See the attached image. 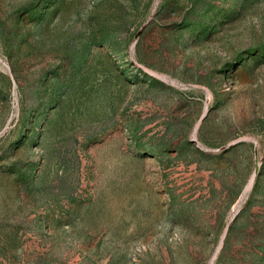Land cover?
Returning a JSON list of instances; mask_svg holds the SVG:
<instances>
[{"label":"rangeland","instance_id":"374dc122","mask_svg":"<svg viewBox=\"0 0 264 264\" xmlns=\"http://www.w3.org/2000/svg\"><path fill=\"white\" fill-rule=\"evenodd\" d=\"M0 264H264V0H0Z\"/></svg>","mask_w":264,"mask_h":264},{"label":"bare ground","instance_id":"6f19581e","mask_svg":"<svg viewBox=\"0 0 264 264\" xmlns=\"http://www.w3.org/2000/svg\"><path fill=\"white\" fill-rule=\"evenodd\" d=\"M255 178V177H254ZM254 178L250 181L249 185L247 186L246 190H245V194L248 195V192L251 191L253 184H254Z\"/></svg>","mask_w":264,"mask_h":264}]
</instances>
